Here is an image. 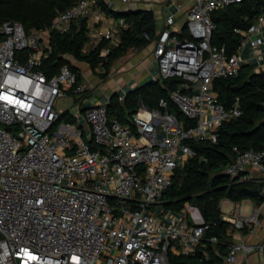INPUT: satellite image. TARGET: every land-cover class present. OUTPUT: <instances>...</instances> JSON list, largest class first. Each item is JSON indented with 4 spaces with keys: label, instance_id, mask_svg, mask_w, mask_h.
<instances>
[{
    "label": "built area",
    "instance_id": "1",
    "mask_svg": "<svg viewBox=\"0 0 264 264\" xmlns=\"http://www.w3.org/2000/svg\"><path fill=\"white\" fill-rule=\"evenodd\" d=\"M242 1L192 0L186 37L173 13L154 37L143 34L154 45L151 80L183 81L157 108L139 104L129 125L109 115L110 97L77 100L76 115L58 109L61 99L91 88L68 64L51 76L40 69L53 50L51 32L66 33L80 18L99 22L98 0H74L43 29L1 24L0 264H175L174 256L204 246L210 224L199 209L191 204L175 213L163 197L195 154L189 142L216 141L221 124L242 115L239 98L229 107L219 101L215 79L238 76L244 65L256 73L264 69V11L239 31L235 52L211 43L213 13ZM100 35L118 41L116 30ZM119 95L124 100L126 93ZM170 102L185 120L170 111ZM234 150L236 158L221 166L224 174L240 181L254 179L251 169L264 175V148ZM222 219L235 231L260 224L259 211L246 214L241 205ZM210 240L217 243L215 236ZM254 253L264 261V242L240 239L229 245L224 262Z\"/></svg>",
    "mask_w": 264,
    "mask_h": 264
},
{
    "label": "trees",
    "instance_id": "2",
    "mask_svg": "<svg viewBox=\"0 0 264 264\" xmlns=\"http://www.w3.org/2000/svg\"><path fill=\"white\" fill-rule=\"evenodd\" d=\"M73 4L74 0H0V26L4 21L12 20L21 22L28 31L47 28L59 12ZM98 4L106 14L124 18L129 24L128 28L122 30L120 44L111 48L106 56L101 55L108 46L106 40H102L90 52H84L89 39L88 21L84 18L76 19L68 32H51L53 50L40 67L46 74L51 76L61 65L68 64L78 74L80 81L79 69L66 56L86 62L92 69L103 63L108 73L114 61L122 57L128 49L150 42L143 36L144 33L151 37L156 34V20L152 11H115L103 0H98ZM262 11L264 0H243L216 10L213 20L217 27L212 35V45L217 48L224 47L228 53L235 52L241 40L239 31L246 29ZM186 36L184 26L183 37ZM182 81L180 78L149 80L128 91L124 100L120 99L118 92H114L109 98L108 113L110 116H117L122 124L129 125L128 115L138 109L140 100L150 108H157L160 99L169 98L170 92L177 89ZM214 89L219 101L227 107L239 98L242 115L223 122L216 133V141L205 139L189 142L195 154L187 160L183 168L177 170L172 185L163 197L167 210L180 212L192 204L199 209L204 222L210 224L203 239L204 246L198 248L195 254L174 256L175 264H220L223 261L222 255H225L224 249H228L231 244V236L230 223L222 219V199L233 202L246 199L263 202V181H240L239 177L233 178L224 174L221 166L236 158L235 147L239 151H259L264 148V69L256 73L250 65H244L238 76L215 79ZM170 111L185 120L180 110L171 102ZM65 119L76 122L75 118L69 116ZM213 236L217 238V243L211 242Z\"/></svg>",
    "mask_w": 264,
    "mask_h": 264
},
{
    "label": "crops",
    "instance_id": "3",
    "mask_svg": "<svg viewBox=\"0 0 264 264\" xmlns=\"http://www.w3.org/2000/svg\"><path fill=\"white\" fill-rule=\"evenodd\" d=\"M106 3V2H105ZM192 0H132L130 2H121L114 0L111 4L106 3L108 7L112 8L115 11H129V10H148L152 11L156 20V33L162 30L166 26V19L170 14L175 15L176 23L175 27L181 29L185 25L186 15L189 7L191 6ZM101 7V6H100ZM101 19L99 22H88L89 27V39L85 45L84 52H90L94 47H96L103 39L100 35V32H106L108 30H116L118 33V41L113 45L108 40V46L102 51V56H106L111 48L118 46L121 42V33L123 29L129 27V24L124 18H115L111 15L105 13L102 9ZM123 19L125 26L120 23V20ZM153 43L149 42L148 44L140 47H132L127 50V52L120 58L114 61L113 65L110 67L108 73L103 63H100L95 69H92L90 65L83 61H78L72 56H66L69 61L75 65L80 73L81 80L79 82L85 83V76L83 72L84 66L82 63H85L86 69L88 72L93 71L102 82L108 80L112 82L114 92H118L119 89L124 87L125 81L122 80L121 76L124 72L130 69H136V73L131 77L128 82L133 86H140L143 83L147 82L154 70V59H153ZM90 68V70H89ZM78 75V74H77ZM101 82V83H102ZM100 83V80H99ZM91 91L93 88L90 87ZM114 92H111L108 97H110ZM119 93V92H118ZM87 94V93H86ZM90 99V101H89ZM89 99V104L96 102L99 99V96H91ZM101 99V98H100ZM78 120L86 128V135L89 136L88 128L85 126L84 119L79 117ZM77 121V120H76ZM253 178L264 182V175L258 174L254 169H251ZM221 209L223 214H232L234 215L237 211V206L241 205L243 207L244 213L251 214L254 210L259 211L260 224L258 226L252 227L246 225L242 230H233L231 225L229 226L230 241L235 242L240 239L246 240L248 243H259L264 242V201L262 203H257L253 200L246 199L241 202H233L229 199L221 200ZM217 253L219 250L216 249ZM225 255H222L223 261L220 264H264L263 258L260 254L254 253L249 257L245 258L242 254L239 255L235 263H226L224 262V257L227 254L228 249L225 248Z\"/></svg>",
    "mask_w": 264,
    "mask_h": 264
},
{
    "label": "rangeland",
    "instance_id": "4",
    "mask_svg": "<svg viewBox=\"0 0 264 264\" xmlns=\"http://www.w3.org/2000/svg\"><path fill=\"white\" fill-rule=\"evenodd\" d=\"M85 63H82V67L83 68V72H84V76H85V84L88 85L89 87H92L93 89L91 91H87V94H83L77 97H69V98H65V99H61L58 103H57V108L58 109H64V110H70L71 112H73L76 115V102L77 100L81 99V100H86L89 99L91 96H99V99H104L106 97L109 96V94L111 92H114L113 86H112V82H102L103 80L100 79V77L98 76V74H96L93 71L88 72V70L86 69L87 67L85 66ZM90 70V68H89ZM155 71V65H154V70ZM152 72V73H153ZM136 73V69H130L129 71L127 70L126 72H124L121 76L122 80L125 81V85L124 87H122L121 89L118 90L119 94H125L128 91L136 88L137 86H133L132 84H130L128 82V80L134 76V74ZM153 78V74H151L150 78L147 80H151ZM100 80V83H99ZM102 82V83H101ZM129 116V115H128ZM82 119H84V117L82 116ZM76 123V122H75ZM178 213V212H175Z\"/></svg>",
    "mask_w": 264,
    "mask_h": 264
},
{
    "label": "water",
    "instance_id": "5",
    "mask_svg": "<svg viewBox=\"0 0 264 264\" xmlns=\"http://www.w3.org/2000/svg\"><path fill=\"white\" fill-rule=\"evenodd\" d=\"M184 26H185V25H184ZM184 26H183V27H184ZM139 104H140V105H143V103H142V101H141V100H140ZM234 178H236V177H234Z\"/></svg>",
    "mask_w": 264,
    "mask_h": 264
}]
</instances>
